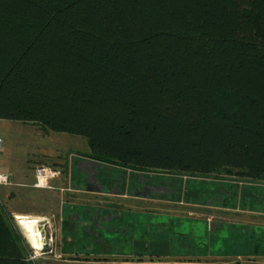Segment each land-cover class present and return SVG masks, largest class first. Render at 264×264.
Here are the masks:
<instances>
[{
  "label": "trees",
  "instance_id": "1",
  "mask_svg": "<svg viewBox=\"0 0 264 264\" xmlns=\"http://www.w3.org/2000/svg\"><path fill=\"white\" fill-rule=\"evenodd\" d=\"M0 120L136 171L264 180V0H0ZM0 207V264H34Z\"/></svg>",
  "mask_w": 264,
  "mask_h": 264
},
{
  "label": "rangeland",
  "instance_id": "2",
  "mask_svg": "<svg viewBox=\"0 0 264 264\" xmlns=\"http://www.w3.org/2000/svg\"><path fill=\"white\" fill-rule=\"evenodd\" d=\"M0 137L3 140L2 148L0 149V166H5L7 163L14 169L23 170V173L28 175V177L31 174L33 175V173L35 175L37 169L48 168L50 170L49 175L50 177L52 176L49 181V189H52L51 184L53 183L64 184L65 187L69 189L75 187L83 188L84 185L81 181V175L77 172L76 167H74L73 161H84L89 157L88 146L85 139L66 133L50 132L47 135H43L33 124L20 123L11 120L0 121ZM126 170L127 169H124V171ZM0 171H3V169L0 168ZM3 172L12 173L6 169H4ZM57 172L58 175L56 174ZM152 172L162 173L163 170H152ZM168 172H170L169 174L172 178L178 182L179 186L189 190L198 191L196 196H191L189 198L191 202L196 201V203H200L201 200L204 202L208 199H213V194L211 195V192L209 193L207 191L216 189V186L219 184L216 183L215 179L223 177V174H220V177L219 175L190 176L176 171ZM56 177H59V181H53ZM31 183L32 180L28 186L29 188H27L28 190H24L25 188H22V190L20 188L21 190L18 194L20 195L19 197L21 200L15 207L16 210L21 212L43 213L37 217L30 216L31 218H37L40 220L39 229L42 236H39L37 240L39 250L41 251L36 252L27 241L23 230L15 219V216L11 215L7 203L8 201L3 204L0 200V207L6 216L10 215L8 220H10L9 222L17 229L21 237L24 239L25 244L29 249L28 258L34 264H36V259L39 257L47 255L52 251H58L59 246H64L65 250H77L83 252L87 251V247L90 248L91 246H94L95 251L103 252L107 249V252H112L117 248L114 241L118 243V245L124 241L135 243L143 242L145 243L144 245L153 242L155 244L152 245V248L156 247L159 243L165 242V247L181 252L184 247L189 249V242L192 241V245H196L195 247L193 246L194 248L204 252L205 248L209 251L216 249L221 244L222 238L220 237L227 236V233L223 235L222 230H219L218 233L211 230L210 225L207 226L206 223H174L170 228L168 227L169 225L157 226L155 223H139V227L136 226L137 223H133L132 227H130L129 223H106L102 229L95 226H87L88 223H59L60 220L73 219L71 217H75L74 219L76 220H85L87 214L86 210L84 211L85 208H89L91 212H93V209L97 208L100 209V211L108 213V215H115L118 219L124 218L126 220L172 219L195 221L205 220V218L198 216V213H202L200 210H196L198 212H195L196 215L193 216H188L186 213L157 214L155 213L156 211H159L156 205L159 203L157 200L142 201L145 203V208H143V206L139 208L137 204L121 201L119 197L113 194H108L106 192L102 194H88L84 191L65 195V201H71V203H63L60 206L61 213H59V209L54 203H49L48 208L43 205H38L37 202L39 201V196L37 195H30L28 199L22 196L23 191H33L30 189ZM180 194L183 195L182 193H178L176 199L185 198L184 195L180 196ZM6 196H9L7 192ZM132 199L133 198H131V200ZM162 205L165 206L167 204ZM230 206H232L231 203ZM165 207L160 210L164 211ZM138 208L145 212H131L138 210ZM185 225H188V227L191 228V230L190 228L186 229L190 234L186 237L179 236V234H185ZM109 227H112V231L107 230ZM68 238L69 241L67 242ZM96 238H101V241L105 242V244H103V242H97ZM170 239L173 240L172 247L170 246ZM228 240L232 241V239ZM227 243L229 244L230 241H227L226 245ZM43 244L45 246L42 250L41 247ZM232 246L236 247V244H232ZM213 252L214 251L211 253ZM31 257L34 258L31 259ZM248 260V258H238L236 262L241 264L240 261Z\"/></svg>",
  "mask_w": 264,
  "mask_h": 264
},
{
  "label": "crops",
  "instance_id": "3",
  "mask_svg": "<svg viewBox=\"0 0 264 264\" xmlns=\"http://www.w3.org/2000/svg\"><path fill=\"white\" fill-rule=\"evenodd\" d=\"M0 168L3 171L6 169L12 172V185L9 187H0V200L3 204L8 201L7 203L13 216L27 215L29 217H37L43 214L16 210L15 206L21 200L18 193L22 188L28 190L27 188H29L28 186L31 180L30 189L33 191H23L22 196L28 199L30 195H37L39 196L38 205H43L48 208L49 203H54L58 207L59 213H61L60 206L63 203H71V201H65V195L84 191L82 187L69 189L64 184L59 183L51 184L52 189H49L47 186L36 187L34 173L28 177V175L23 173V170L14 169L7 163L5 166H0ZM57 180L59 181V177L53 181ZM215 180L219 185L216 186V189L207 191L209 193L211 192V195L213 194V199H208L204 202L201 200L200 203H196V201L191 202L189 198L196 196L198 191L185 188L182 192L185 198L176 199L175 197L173 200H159V203L156 204L159 210L155 212L157 214L186 213L188 216H193L196 215L195 212H198L196 210H200L202 213H198V216L205 218V220H126L122 218L118 222L112 223H129L130 227H132L133 223H137L136 226L138 227L140 226L139 223H155L157 226L169 225V228L174 223H206L216 233L219 230L223 231V235L227 233L226 237H220L222 238L221 244L216 249L209 251L205 248L204 252H202L194 248L196 245H192V241L189 242V249L184 247L181 252L165 247V242L159 243L156 247L152 248V245L155 244L153 242L144 245L145 243L143 242L135 243L124 241L118 245L114 241L117 248L112 252H107V249L103 252H98L95 251L94 246L87 247V251L84 252L65 250L64 246H59L58 251H52L36 259V264H238L236 262L238 258L249 259L248 261H240L241 264H264V180L244 179L228 174H223V177ZM47 185H50V182H47ZM6 192L9 198L6 196ZM84 192L97 194V192L89 189H86ZM183 195L180 194V196ZM132 200L130 198L126 203L132 202L137 204L139 208L142 206L145 208V205L140 199L135 198ZM230 203L232 206H230ZM162 204H167L165 206L168 207ZM163 207H165V210H160ZM139 208L131 212H145ZM85 210L87 213L85 220L95 211L99 212V214L106 213L97 208L93 209V212L89 208H85ZM61 222L62 220L59 223ZM189 228L188 225H185V234H179V236H188L190 232H187L188 230L186 229ZM228 239H232V241ZM68 241L69 238L67 239ZM227 241H230V243L226 245ZM232 244H236L237 248L232 246ZM172 245L173 240L170 239V246L172 247ZM205 251L209 252L207 253ZM212 251L214 252L211 253Z\"/></svg>",
  "mask_w": 264,
  "mask_h": 264
},
{
  "label": "flooded vegetation",
  "instance_id": "4",
  "mask_svg": "<svg viewBox=\"0 0 264 264\" xmlns=\"http://www.w3.org/2000/svg\"><path fill=\"white\" fill-rule=\"evenodd\" d=\"M74 167L81 175L83 190L89 189L97 194L108 193L127 202L128 199H140L141 201L173 200L178 193L185 188L179 186L168 171L156 173L152 171L126 170L101 164L93 159L86 158L84 161L74 160ZM145 204L144 202H142ZM62 220L61 223H88L87 226L103 228L104 224L118 222L121 219L107 213L99 214L95 211L87 220L74 219ZM168 224V223H167ZM112 231V227L107 228ZM97 242L101 238H96ZM105 244V242H103Z\"/></svg>",
  "mask_w": 264,
  "mask_h": 264
},
{
  "label": "bare ground",
  "instance_id": "5",
  "mask_svg": "<svg viewBox=\"0 0 264 264\" xmlns=\"http://www.w3.org/2000/svg\"><path fill=\"white\" fill-rule=\"evenodd\" d=\"M15 219L17 220L19 226L24 232V235L31 245V247L36 251H41L39 250V245H38V237L42 236L41 231L39 229V223L40 220L37 218H31L29 216H24V215H16ZM44 244L42 245L41 249H43Z\"/></svg>",
  "mask_w": 264,
  "mask_h": 264
},
{
  "label": "built area",
  "instance_id": "6",
  "mask_svg": "<svg viewBox=\"0 0 264 264\" xmlns=\"http://www.w3.org/2000/svg\"><path fill=\"white\" fill-rule=\"evenodd\" d=\"M3 140L0 137V149L2 148ZM50 170L48 168H40L37 169L35 173V186L36 187H50V185H47V182H49L51 179L49 172ZM58 175V172L56 173ZM56 176V175H54ZM57 178V177H56ZM12 185L11 181V174L7 172L0 171V187H8ZM45 246V245H44ZM43 250V249H42ZM34 257H31L33 259Z\"/></svg>",
  "mask_w": 264,
  "mask_h": 264
}]
</instances>
